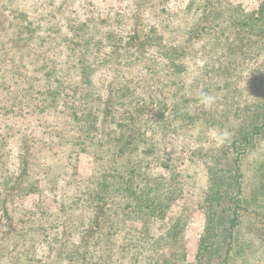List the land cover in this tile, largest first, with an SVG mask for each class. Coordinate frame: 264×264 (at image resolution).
Wrapping results in <instances>:
<instances>
[{
  "label": "rangeland",
  "instance_id": "rangeland-1",
  "mask_svg": "<svg viewBox=\"0 0 264 264\" xmlns=\"http://www.w3.org/2000/svg\"><path fill=\"white\" fill-rule=\"evenodd\" d=\"M6 1L1 2L0 11L6 13L7 20L8 8L5 6L9 2ZM95 1L99 6L97 12L103 20L106 21L112 16L114 20L122 21V26H127L119 27L120 33L116 37L121 36L124 39L122 43L115 41V45H123L124 41H130L133 37L136 38L135 43L131 41L132 44H124L126 47L122 48L117 46L114 51L112 47H105L101 51L94 49L93 40L100 36L90 35L91 31L96 33L97 30L90 31L81 25V21L92 15L89 9L91 7L83 0L74 1V6H71L72 0H11L21 7L17 9L19 13L29 14L27 23L31 22L32 34L22 27L26 25L25 22L15 21L8 27L10 17L5 24V19H0V160L6 162L10 157L8 163H12L23 152L26 153L30 166L28 173L21 176L19 187L15 186L17 183H9L6 186L16 188L9 195L1 183L5 179L12 181L0 177V220L5 219L2 211L5 202L14 204L23 212L39 213L33 217L35 220L40 214L44 215L48 225L54 229L48 240L51 248H42L37 254L38 257L46 264H72L75 248L80 243L82 233L92 224L93 217H109V212H112L111 215H114L115 219L123 217L121 207L124 195L119 194H116L115 202L108 210L85 208L87 203H84L85 207L81 204L80 210V203L92 192L91 187L98 184L97 180L100 179L97 178L113 171L114 177L102 179H112L123 187L130 183L135 185V192L146 188L143 192L146 197V209L138 213L139 219L136 218L137 215L127 220L125 227V218L121 219L118 233L113 235L112 244L118 251L129 245L128 255L102 261L109 264H195L197 244L204 224V190L207 177L203 156L208 150L217 149L222 145L223 141L217 138V133L225 129L228 131L229 126L236 120L235 107L228 106L227 109L223 102H216L229 113L221 118L216 117L213 114L214 109L211 116L203 117L198 124L189 127L190 132L187 128L184 129L181 142L173 133L167 134V157L165 153V156L151 154L152 164L147 176L142 180L136 178L139 176V158L134 155L130 157L128 154L127 157L112 162L110 156L104 153L106 150L95 152V147L90 148L88 152L81 151L80 136L83 134L80 133V107L88 105L87 114H101L103 106L97 99L103 97L101 99L109 101L110 96L107 97V93L114 86H122L129 81L128 84L139 92L145 91L146 86H155L159 80L163 81L158 78V74L164 69L156 64L157 60L152 58V61L148 62L139 59L135 62L137 51L149 46L148 43L154 45L157 40L161 41V45L164 37H173L174 41H179L177 37L191 36L186 34L185 30H179L176 34L160 29L151 30L150 27L155 25L151 21L152 10L146 11L141 6L143 0ZM188 1L166 0L163 8L164 22L175 23L179 17H188L180 15V11H185ZM263 7L264 0H223L218 6L208 8L206 12L209 14L205 16L210 19L217 18V22L211 29L204 30L205 32L199 30L192 36L206 37L195 43V46L198 50H201V46L210 49L218 44L228 48L237 42L239 37H244L245 45L241 47L240 52L247 53L250 59H255L264 53V40L261 39L264 37L261 33L264 31V25L259 20ZM61 8L62 12L59 11ZM74 11H78V15ZM49 13L53 14L52 17H48ZM246 18L249 20L247 25H244ZM71 20L76 26L71 28L72 33L68 35L67 26ZM186 21L195 24V18L189 17ZM130 23H133V26H130ZM148 23L151 24L146 26ZM5 25L7 26L3 28ZM80 31L88 36L80 37ZM143 39H151V42ZM158 47H152L150 51H157ZM11 58L13 64L17 62L16 67H12ZM174 60L179 65L176 57ZM196 69L197 67L192 66L187 68V77H184L189 84L201 82ZM178 76L181 74L172 80ZM90 80L93 84H90ZM254 85L250 97L264 102V77L259 78ZM174 87L177 88L176 85ZM54 93H57L56 100ZM181 93L190 100L197 98V92L194 91L189 96L185 89ZM195 103L190 101L188 109L193 112L201 110V104L194 105ZM28 104H31L30 109ZM35 106L47 110V115L36 117L27 114L34 112L32 107ZM184 106H188L186 102L181 104L180 108ZM68 107H74L72 109L78 113L79 118L70 117ZM123 109V120L138 117L141 124L152 117L155 106L149 101H142L134 107L127 106ZM192 114L190 112V115ZM94 120L91 115L86 123L92 126ZM81 122L83 124V121ZM68 124L71 125L67 127ZM150 125L149 127L157 128L158 132H154L152 137L158 146L162 135L159 124ZM142 131L151 135L147 129L143 128ZM61 133L64 137H61ZM262 139L243 163V206L228 264H264V136ZM60 142L68 144L59 146ZM185 143L187 148L182 150ZM149 145L151 146L150 142ZM98 152L100 157L97 156ZM3 153L9 156L5 158ZM164 163L167 166H164ZM44 169L51 171L43 175ZM186 173L190 178L186 179ZM171 185L173 188H181L182 185L181 195L178 196L174 191L175 200L168 207L155 202L153 193L161 190L170 194L172 190L168 189H173ZM126 212L131 214L132 210L127 208ZM178 219H181L185 226L173 232L175 221ZM87 234L91 236V233ZM103 243L105 240L101 242ZM85 250L84 248L83 251ZM28 256L24 253L22 257L26 259ZM92 256L100 257L99 250H94ZM114 259H119V262L111 263ZM8 262V258L3 259L1 264Z\"/></svg>",
  "mask_w": 264,
  "mask_h": 264
},
{
  "label": "trees",
  "instance_id": "trees-1",
  "mask_svg": "<svg viewBox=\"0 0 264 264\" xmlns=\"http://www.w3.org/2000/svg\"><path fill=\"white\" fill-rule=\"evenodd\" d=\"M74 1L76 2V0H72L71 6L75 5ZM83 1L92 8H89L92 15L81 21V25L90 31L91 29L97 30L96 33L91 31L90 35H94V37L100 36L96 40H93L94 49L101 51L105 47H112V51H114L117 46L118 48H122L126 47L124 44L129 45L131 41L136 42V38L133 37L130 41L129 39L124 41L123 45H115V41L119 43L124 39L121 36L116 37L120 33L121 28L119 27L122 26V21L114 20L112 16L108 17L106 21L103 20L101 14L97 12L99 11V6L96 5L98 3L97 1ZM222 1L189 0L185 6V11H180V15L182 14L188 17L185 19L179 17V20L175 23L170 21L166 24L164 22L165 20H163V15L165 14L163 8H165L166 0H143L141 6L146 11L152 10L150 14L152 17L151 21L155 25L150 27L151 30H166L170 34H176L179 30H185L186 34H191V36L188 38L177 37L179 41H174L173 37H164V40L167 41L165 42L163 40L161 45H159L160 40L155 41L156 43L152 40L155 43L154 45L148 43L149 46L142 47L140 51H137L138 55L135 57V62L139 59L141 61L147 60L148 62H151L152 58L157 60L156 64L161 65L164 69L163 72L165 74L163 72L158 74V78L163 79V81L159 80L155 86H146L145 91L139 92L128 84L129 81L125 85L114 86L107 93V97L110 96L109 101L106 102L101 99L103 97L97 99L103 106L101 114H87L86 112L89 111L88 105H82L83 107H80V133L83 134L80 136L81 151L88 152L90 148L95 147V152L100 149L106 150L104 153L106 152L110 156L112 162L125 158L128 154H130V157L134 155V157L139 158V176H136L138 180H142L145 178L144 176H147L149 166L152 164L151 160L153 157H151V154H156L157 156L161 154L167 157L169 147L166 143L167 134L173 133L178 137V141L181 142V138L184 137L183 130L187 128V131L190 132L189 127H193L195 123L198 124L201 118L211 116L214 109L215 112L213 114L216 117L221 118L229 113L221 104H216V102H223L227 109L228 106L235 107L234 117L236 120L229 126L228 132L230 135L223 140L222 145L217 149L208 150L203 156V164L206 171L205 176L207 177L204 190V224L197 244L195 264H228L233 249L235 229L238 225L240 211L243 206V180L245 178L243 163L252 149L263 140L262 137L264 136V102L261 99L250 97L255 82L259 78L264 77V53L256 58L254 57L255 59H250L247 53L240 52L241 47L245 45L243 42L245 41L244 37H239V40L231 44L228 48H225L222 44H218L217 47L213 46L210 49L201 46V50H198L195 43H199L202 38L205 39L206 37H192L199 30L205 32L204 30L211 29L212 26H215L214 23L217 22V18L210 19L206 17L209 14L206 11L208 8L218 6ZM1 2L3 0H0V4ZM6 2H9L5 6V8H8L7 20L10 17L8 27L14 24L15 21H21L26 23V25H22L26 31L33 32L32 28H30L31 22L27 23L29 14L19 13L17 9L21 7L17 3L11 2V0H7ZM59 11L62 12V8ZM74 12L78 15V11ZM261 12L259 20L264 25V7ZM5 14V12L0 11L1 20L5 19ZM52 15V13H49L48 17H52ZM189 17L192 19L195 18V24L186 21ZM7 20L5 19L3 23H7ZM248 20L246 18L243 24L247 25ZM150 24L148 23L146 26ZM194 25L195 27L193 28ZM6 26H3V28ZM75 26L73 20L69 21L67 26L68 35L72 33L70 32L71 28H75ZM130 26H133V23H130ZM122 27L125 28L127 26L124 25ZM261 33L264 34V31ZM86 36L88 35L85 33L82 34L80 31V37ZM261 39L264 40V37H261ZM144 41L151 42V39ZM246 41L249 40L246 39ZM23 45L26 46V44ZM152 47H158L157 51H150ZM174 57L179 61V65L175 63ZM10 63L12 67L17 66V62L12 63V58L10 59ZM191 66L197 67L195 71L199 73L198 79L201 82L191 84L188 81L186 82L184 76L187 77V68H191ZM178 74H181V76L172 80ZM90 84L93 83L91 82ZM184 89L187 91L188 96L192 91L194 93L197 92V98L190 100L184 94L181 93V95L180 92L184 91ZM202 92L215 96V104L211 108H206L201 104V110L196 112L188 109L190 101L196 102L194 105L200 103L199 99ZM56 97L57 93H54L55 100ZM142 101H149L151 105L155 106L152 117L149 120L143 121L144 123L141 122L142 125L140 124L141 119L138 117L131 118L128 121L123 120V108L127 106L134 107ZM184 102L188 106L180 108V105ZM28 106L30 109L31 104H28ZM32 108L35 111L27 114L41 117V114L47 115L46 113H48L43 108L39 109L36 106ZM72 108L74 107H68L69 116L74 118L78 116L79 118L78 113H75ZM220 109L221 111H219ZM200 111L201 113L199 114ZM190 112L193 114L190 115ZM91 115L95 119L94 125L92 126L86 123L87 118ZM81 121H83V124ZM150 123L155 125L159 124V130L162 135L159 139L158 146L152 137L154 132H158L156 131L157 128L149 127L151 126ZM70 125L68 124L67 127ZM143 128L151 132V135L147 132L145 134L142 131ZM61 137H64L62 133ZM67 144V142L58 143L59 146ZM182 147V150L187 148L186 143ZM3 155L5 158L9 156L4 153ZM97 156L100 157V152L97 153ZM10 160V157L6 159V162L0 160V177L8 178L12 181L9 182L5 179L1 183V186L4 185L6 188L9 183L13 185L17 183L15 186L19 187V181L30 170L28 158H26V153L21 152L12 163H8ZM161 162L164 161L161 160ZM164 164V166H167L166 163ZM49 171L51 170L44 169L42 173L46 175ZM173 175L178 177L176 174ZM106 177H114L113 171H109L102 178ZM185 177L186 179L190 178L187 173ZM102 178H97L100 179L97 180L98 184L91 187L92 192L80 203V210L81 204L85 207L84 203H87L85 208L94 207V210L97 208L99 211L108 210L115 202L114 198L116 194H119L124 195L123 206L121 207L123 217L115 219L114 215H111L112 212L108 213L109 217H93V220H91L92 224L84 231L85 233H82L80 243L75 248L72 264H109L107 261L102 260H109L119 255L126 257L128 255L129 245L124 246L121 251H118L115 245L112 244V238L118 233L121 219L125 218V223H123L125 227L127 220H131L139 212L146 209V197L143 196V192L146 191L145 187H143L141 192H135V185L129 183V185L123 187L112 179L105 180ZM166 184L168 185L169 182ZM15 186L4 188L6 194L9 195L12 191L16 190ZM168 190H172L170 194L157 190L153 193L152 198L155 202L168 207L175 200V194L173 192L175 191L180 196L183 188L181 185V188L175 186L173 189ZM2 192L5 194L4 191ZM124 206L126 210L127 208L128 210H132V213H127ZM136 210L138 211L136 212ZM2 211L5 219L0 220V264L3 259L7 258L9 261L8 264H46L45 261H41L37 254L41 252L42 248H51L48 245V240L54 227L50 224L51 227L48 225L47 218L40 214L35 220L33 217L39 213L23 212V210L16 208L14 204H8L6 202L2 206ZM136 218L139 219V215ZM174 225L173 232L185 226L181 219L176 220ZM87 232L91 233V236ZM168 237L173 240L170 236ZM103 240H105V243L101 244ZM155 243L158 244L159 241ZM156 244H153V246ZM84 248L86 249L85 251H83ZM23 249L25 250L22 251ZM96 249L99 250L100 257L92 256ZM130 252L132 253V250ZM24 253L29 255L26 259L22 257ZM110 262L117 263L119 259H114Z\"/></svg>",
  "mask_w": 264,
  "mask_h": 264
},
{
  "label": "clouds",
  "instance_id": "clouds-1",
  "mask_svg": "<svg viewBox=\"0 0 264 264\" xmlns=\"http://www.w3.org/2000/svg\"><path fill=\"white\" fill-rule=\"evenodd\" d=\"M215 101H216V97L209 94V93L202 92L200 94L199 102H200V104H202L206 108H211L215 104ZM229 135H230V133L225 129V130L217 133V138L220 141H223Z\"/></svg>",
  "mask_w": 264,
  "mask_h": 264
}]
</instances>
